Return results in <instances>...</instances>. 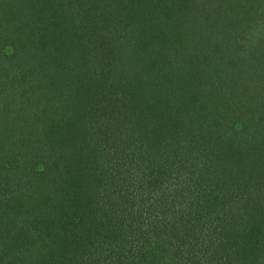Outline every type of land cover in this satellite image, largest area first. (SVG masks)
Masks as SVG:
<instances>
[{"label": "trees", "instance_id": "obj_1", "mask_svg": "<svg viewBox=\"0 0 264 264\" xmlns=\"http://www.w3.org/2000/svg\"><path fill=\"white\" fill-rule=\"evenodd\" d=\"M222 23L264 0H0V264H264V157L228 101L165 93L220 78Z\"/></svg>", "mask_w": 264, "mask_h": 264}, {"label": "rangeland", "instance_id": "obj_2", "mask_svg": "<svg viewBox=\"0 0 264 264\" xmlns=\"http://www.w3.org/2000/svg\"><path fill=\"white\" fill-rule=\"evenodd\" d=\"M188 4L179 10V16L181 23L190 31V29L192 28L188 22V20L190 19V12L188 14L186 13ZM217 7L218 6L215 2L209 1L207 2V6L205 7L201 15L207 16L209 9H211V12L213 13V11H215ZM213 16L215 15L213 14ZM183 21H185V23ZM223 25V23L220 24L214 34L219 37H223L224 35L226 39L222 40V42H220V46L217 48L220 52H215V50H213V58L218 57L219 60L224 59V61L226 62L225 65L219 66V69H212V73L214 75L215 71L218 70L219 75L217 74V76L220 78L213 79L212 76V80L209 81L208 79H203L201 81L194 80L193 82L191 81L194 78H185L186 83H182L183 81H181L182 79L180 75V79L176 81L178 82L176 83V89L171 91H167L166 89L165 93L168 92V95H171L173 92H184L186 95H190L191 98H193V101H196V99L192 94H196L198 98L197 102H203L205 104H208L215 100L214 95H216L217 98L219 96L221 99H223V101L220 99L221 102L228 101V105L227 103H225L226 111L228 112L229 110L231 112L229 113L231 114V116L232 114L237 116L238 118H234V121L239 120L238 124H242V127L245 128L243 131V128H241V126L238 125V127H236L242 129V134L240 137L241 145H239L240 151L245 152V154H249L250 156H248L247 159L250 160H252L253 156L256 157V154H260L262 155V157H264V142L259 145L257 142L250 143L246 141V138L249 135L253 138V140L255 139L253 131V125L255 123L258 124V122H262L260 123V126H264V121H261V119H264V103L260 105H254V102L258 99H264V65L261 68H258L255 60L253 59L252 61V52L255 47L260 48L261 54L264 53V44L257 45L259 40L262 39L261 35L264 34V30H262V27H264V23H261V26H258L257 28L250 26L252 29L248 27L247 29L245 28L242 30L236 29V27L232 26L229 27L228 34L222 33ZM259 27H261L262 29H260ZM9 51L11 53V50ZM1 57L3 58V56ZM182 66L183 65L180 62H176L174 66L168 68L167 74H175V72H178L177 74H181V71L186 69L184 67L182 69ZM182 74L185 77L187 76L186 72ZM222 82L223 84H221ZM217 83L219 85H223L225 88H221L222 90L217 89L219 86ZM184 87H186V89ZM256 94H258L259 97H257ZM34 103L36 102H31V104ZM37 106L38 103L34 109H36ZM258 130H260V128H258ZM262 134H264V131H262ZM44 150L51 151L48 148H45ZM260 168L264 170V158L262 160ZM28 169L30 170L32 176L36 177L35 171L39 168H29L28 166ZM19 243L21 242L19 241Z\"/></svg>", "mask_w": 264, "mask_h": 264}]
</instances>
